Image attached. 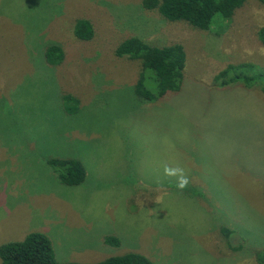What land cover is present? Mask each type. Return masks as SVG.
Masks as SVG:
<instances>
[{"label": "rangeland", "instance_id": "obj_1", "mask_svg": "<svg viewBox=\"0 0 264 264\" xmlns=\"http://www.w3.org/2000/svg\"><path fill=\"white\" fill-rule=\"evenodd\" d=\"M78 19L90 40L75 37ZM263 26L258 0L209 30L141 0H0V245L38 231L59 262L133 251L154 264H257L247 246L264 247V94L213 77L230 63L264 66ZM130 36L183 45L178 92L135 95L139 63L114 53ZM51 44L59 63L45 61ZM50 158L80 160L84 181L62 183ZM221 225L244 248L232 251Z\"/></svg>", "mask_w": 264, "mask_h": 264}, {"label": "trees", "instance_id": "obj_2", "mask_svg": "<svg viewBox=\"0 0 264 264\" xmlns=\"http://www.w3.org/2000/svg\"><path fill=\"white\" fill-rule=\"evenodd\" d=\"M247 0H141L144 9L156 11L167 21H183L200 30H209L219 19H230L235 10ZM264 5V0H258ZM74 35L79 40H90L93 26L87 19H78ZM258 40L264 45V26L257 31ZM117 57L137 61L140 72L134 84V93L142 100L151 101L170 92H178L184 80L186 53L182 44L152 45L140 37L123 39L114 51ZM48 64L59 63L64 58L59 45H48L44 51ZM213 83L220 89L237 84L262 91L264 94V66L250 61L230 63L213 77ZM63 108L73 114L78 110V99L70 94L63 95ZM48 163L67 185H78L85 179V167L74 158H50ZM226 245L232 251L244 248L246 241L227 226H220ZM232 234L236 235L232 238ZM106 242L117 244L118 238L106 236ZM248 243V241H247ZM246 243V244H247ZM257 264H264V247H249ZM0 264H154L139 252H126L109 256L93 263L59 262L56 260L50 239L42 232L28 233L23 239L4 242L0 245Z\"/></svg>", "mask_w": 264, "mask_h": 264}, {"label": "clouds", "instance_id": "obj_3", "mask_svg": "<svg viewBox=\"0 0 264 264\" xmlns=\"http://www.w3.org/2000/svg\"><path fill=\"white\" fill-rule=\"evenodd\" d=\"M179 171L180 170H178V169H166L165 170L166 174H169V175H176ZM187 182H188L187 178L181 176L180 181H179V186L184 187V186H186Z\"/></svg>", "mask_w": 264, "mask_h": 264}]
</instances>
